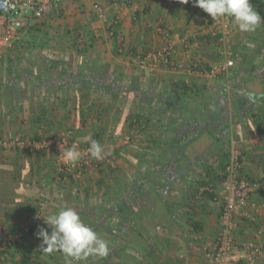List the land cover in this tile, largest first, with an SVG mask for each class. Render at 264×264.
<instances>
[{
	"label": "crops",
	"instance_id": "crops-1",
	"mask_svg": "<svg viewBox=\"0 0 264 264\" xmlns=\"http://www.w3.org/2000/svg\"><path fill=\"white\" fill-rule=\"evenodd\" d=\"M113 1L116 6L108 0H61L41 20H30L18 39L3 51L0 87L9 90L11 99L8 104L2 103L0 94V113L4 115L0 118L1 136L25 131L31 135L39 128V123H34L37 106L57 120L61 115L57 99L65 96L64 79L68 82L69 78L82 77L80 84L99 80L102 89H81L78 84L66 94L71 99L66 105L70 129H79V111L90 110L93 116L103 109L117 118L109 122L107 137L110 132L119 133L115 144L120 146L131 131L127 116L147 117L149 122H141L131 143L121 145L125 147L120 149L124 151L118 159V172L105 166L90 169L85 175L75 176L70 186L51 174V178H44L43 190L57 202L62 201L58 193L70 192L58 205L61 210L74 209L79 204L73 202V195L86 183H95L107 174L119 187L110 185L113 193L103 197L102 204L96 201L97 196L93 197L91 204L107 207L109 212L115 210L118 195L123 199L133 189L128 184L129 175L144 180L143 167H149L151 178L160 181L142 187L147 198L139 197L134 207L135 223L127 219L126 209L131 207L117 202L118 218L108 219L99 228L110 249L103 260L108 264H208L199 248L214 241L219 208L215 195L202 189L211 185L220 190L230 140L241 153V174L250 180L264 178V25L254 32H241L232 19L230 38L235 65L227 75L213 77L209 71L221 59L219 49L203 27L202 10L193 6L194 0L187 4L183 0ZM96 2L103 5L107 18L118 16L113 36L93 11ZM161 31L167 32L174 44L168 64L149 61L139 66V55L164 48ZM132 78L136 80L135 89L129 93L125 87ZM112 81L118 88H111ZM81 95L87 100L80 107ZM96 125V120L89 123L86 131L90 133ZM109 143L106 139L102 146ZM54 159L45 174L50 170L56 175L62 172ZM128 159L136 167L134 173ZM162 161L168 166L160 172L151 169L152 163ZM50 189L59 200L48 194ZM253 202L251 217L239 221L235 239L260 245L262 255L256 264H264V194L255 195ZM141 206L149 209L146 215ZM49 208L54 214L61 211ZM50 215H44V222ZM11 235L8 224L0 223V242ZM22 254L25 256L13 249L0 256V264H22ZM93 260L90 264L96 263ZM231 264L238 262L234 258Z\"/></svg>",
	"mask_w": 264,
	"mask_h": 264
},
{
	"label": "trees",
	"instance_id": "trees-1",
	"mask_svg": "<svg viewBox=\"0 0 264 264\" xmlns=\"http://www.w3.org/2000/svg\"><path fill=\"white\" fill-rule=\"evenodd\" d=\"M251 6L253 9L259 13V15L264 18V0H250ZM264 25V23H261ZM3 53L0 56V63L3 62L4 56ZM85 76H83L84 79ZM82 79V77H78L77 80H75V77L69 78L68 82L64 79L63 80V88H65V92L63 93L65 96L63 98L57 99L58 104V111L61 113V115L57 116V120H54L56 117L53 114H50L48 111L44 110H38V106L36 107L37 113L34 114L36 116L34 123H39V128H36V130L32 131L31 135H28L25 132H18L15 133L12 136H7L3 138L4 136H1L2 131L0 130V140L6 139V140H12L14 138L19 139L21 142H32V143H40V142H49V141H56L61 139H66L68 143H77L80 148H89L90 143L92 140L98 141L101 145H103L104 141L106 139L110 140L109 144H112L114 146H117V142L119 141L120 134L110 132L109 136L107 137V128L110 121L117 120L115 117H111L110 113L105 114L103 109L102 111L95 112V115L91 116V113L89 111H79L78 112V123H79V129L76 131H73L68 126V122L70 121V113L66 109V105L71 100L68 95V91L70 88L74 89V87L78 86V84L81 86L80 88H90L93 86L94 88L102 89V82L98 81H84V83L80 84L79 81ZM135 82L134 78H132V81L129 82V84L125 87V90L129 93H131L130 90L135 89ZM4 83H7V79ZM2 86V84H0ZM111 88H118L115 81H112L110 83ZM11 88H13L11 86ZM2 90L0 94L2 95V100L6 104L10 103V95L8 89L1 88ZM92 89V88H91ZM133 92V91H132ZM87 99H85L84 96H80L78 98V103L81 106L84 105V102ZM111 101H115V99L111 98ZM117 100V99H116ZM100 108V107H99ZM1 116H4L2 113H0ZM59 117V119H58ZM103 118L105 119V125H102ZM127 119V126L128 130H135L140 125L141 122H149V119L147 117H139L134 116V118L126 117ZM59 120V121H58ZM96 120V129L92 130L90 133L86 131L87 125L93 121ZM53 121V124H52ZM55 121L57 124H54ZM100 124V126L98 125ZM79 132V135L76 134V132ZM89 137V138H88ZM116 143V144H115ZM108 145V144H107ZM122 147H117L113 154L120 158V150ZM117 150H120L119 153ZM56 151L55 146H49L44 149H27V148H19V147H13L9 149H1L0 150V223L8 224V227L10 228L11 233H15L19 230L22 222L25 221L26 218H28L30 215H32L34 212L37 211V204L41 198L38 197L37 194H33L34 190H37L38 192H42L45 195L47 194L43 190V180L45 177L49 178L51 174H53V179H57L58 181H66L68 182V185H72L75 181V176L81 174H86L88 170L95 169L99 170L104 164L101 165L98 163L99 161H96L94 158H91V163L88 166H83L81 169H72L69 172H58L56 175L55 172L49 171L47 174H45V169L47 166L52 165L51 160H53L54 152ZM123 153V152H122ZM118 154V155H117ZM12 157V158H9ZM127 164L133 167L132 171L136 170V167H134V163L128 159ZM226 164V163H225ZM225 164L223 166V169L225 167ZM151 169L156 168L157 171L160 172V169H162L164 166L167 167L168 164L165 161L162 162H156L152 163ZM108 167V166H107ZM105 167L106 169H109ZM111 168V167H110ZM141 168V167H140ZM145 170L144 173V180L136 178L134 175L130 176L128 178V184L133 187L131 189L130 193H127L125 197L117 196V202L119 204L126 203V208L131 207V209H126L127 219L131 223H135V217L137 216V212L135 213L134 207L138 206L136 205L140 198H147V194L142 193V187L143 186H150V182L158 183L160 180L157 178H151L149 173V167H143ZM142 168V170H143ZM131 171V172H132ZM107 174H105L104 177L97 180L95 183H86L84 188L81 190V192H77L75 195H73V202L77 205V208H74L76 212L79 213L81 220L83 223L89 227H91L94 231L97 232L100 238H103V235L99 233V228L102 223H106L108 219L113 221V219H117L119 216V208L117 206V202L115 203L116 208L115 210L112 209L109 212H107V207L103 206H95V204H91V200L93 197L98 198L100 204L103 203V197H106L109 192H112V189L110 185H114L116 188L119 187L117 183H113L112 177H106ZM106 177V178H105ZM107 179V181H105ZM162 185L165 186L164 182ZM48 194L55 196L56 200H59L58 197L61 196L62 199L60 200H66V196H70V192H64L61 191L58 193L59 196L55 195V192L51 189L47 191ZM67 194V195H66ZM142 194V195H141ZM261 194H264V192H261ZM70 200V197L67 198ZM80 199L77 203V200ZM48 202V201H47ZM141 211L143 214H147L149 212V209L145 206H141ZM139 214V213H138ZM144 215V216H145ZM242 220V219H241ZM117 224V223H116ZM44 228H48V226L45 224L44 219L42 220V226ZM114 228H117V226H114ZM38 227L30 228L19 241H16L12 247L7 248L4 251H0V256L4 255L6 253H10L13 249L17 251L18 253H25V256L21 255V263L22 264H67L66 258L64 257L62 252H54V253H46L41 250L42 241L37 238ZM49 233L51 232V229L48 228ZM28 247V248H27ZM25 248L28 250L25 251ZM129 259L131 257H128ZM94 259V260H93ZM90 260H93V262H96L98 264H108L107 260H103V258L95 257L92 259H87L84 264H90ZM238 264H246L242 260H237ZM95 263V264H96ZM73 264H78V262L73 261Z\"/></svg>",
	"mask_w": 264,
	"mask_h": 264
},
{
	"label": "built area",
	"instance_id": "built-area-1",
	"mask_svg": "<svg viewBox=\"0 0 264 264\" xmlns=\"http://www.w3.org/2000/svg\"><path fill=\"white\" fill-rule=\"evenodd\" d=\"M60 1L61 0H0V56L4 50L11 47L18 39L20 32L28 27L30 20H41L47 12L56 8ZM108 2L111 6L117 5L113 0H108ZM92 9L95 11L98 18L104 21L109 35L113 36L116 27L119 25L118 16L107 18L103 5L98 2L92 5ZM200 15L203 27L209 30L210 35L214 39V43L218 46L221 58L219 62L211 67L209 74L213 77L218 75L225 76L229 69L235 65L230 38L232 18L222 17L213 21L203 10L200 11ZM161 34L166 42L164 48L156 53H149L143 56L139 55L136 58V62L139 66H144L149 61L152 63L168 64L174 53V44L170 40L167 32L161 31ZM184 43L186 44L185 41ZM134 133L135 131L131 130L130 134L123 138V145L131 142V137ZM73 144L79 147L77 143H68L65 138L40 143H32L29 141L25 143L14 138L12 140H0V150L13 147L31 150L32 148L44 149L49 146H55L58 152L57 156L59 158L61 171L69 172L75 168L81 169L83 166H88L91 163L88 148L80 151V160H78L76 164L69 165L64 161V149L66 147H71ZM115 148L116 146L110 144L105 151L107 155L100 161L110 162V159L115 157L111 156ZM241 167V153L235 142L230 140L220 190L216 191L217 189L211 185L202 189V191L215 195L214 202L219 208L218 230L215 239L212 243L203 244L199 248L208 264H231L234 258L242 260L246 264H256L262 255L260 245L252 241L239 243L235 239L239 221L251 217V209L255 206L253 202L255 195L264 192V178L250 180L241 174ZM45 199L44 196V198L39 200L37 211L25 219L17 232L0 242V251L12 247V245L16 241H19L30 228L42 226L43 211L47 203Z\"/></svg>",
	"mask_w": 264,
	"mask_h": 264
},
{
	"label": "clouds",
	"instance_id": "clouds-1",
	"mask_svg": "<svg viewBox=\"0 0 264 264\" xmlns=\"http://www.w3.org/2000/svg\"><path fill=\"white\" fill-rule=\"evenodd\" d=\"M191 0H183L187 4ZM194 7L203 10L211 19L218 20L230 17L241 32H254L261 23H264L259 13L251 6L250 0H194ZM90 156L97 161L107 155L103 146L92 140L88 148ZM81 153L73 144L66 147L63 159L67 163H76ZM45 224L51 229L38 227L36 236L42 241L41 250L46 253L62 252L67 264H84L89 257H107L109 254L108 242L99 237L96 231L85 225L78 212L72 208H65L57 214L47 217Z\"/></svg>",
	"mask_w": 264,
	"mask_h": 264
},
{
	"label": "rangeland",
	"instance_id": "rangeland-1",
	"mask_svg": "<svg viewBox=\"0 0 264 264\" xmlns=\"http://www.w3.org/2000/svg\"><path fill=\"white\" fill-rule=\"evenodd\" d=\"M123 141H124V140H123ZM130 143H131V142H130ZM130 143H128V144H130ZM119 144H120V146H116V148H117V147H122L121 145H123V143L121 144V142H119ZM128 144H126V145H128ZM126 145H125V146H126ZM108 146H109V145H108ZM108 146H107V147H108ZM107 147H103V148H104V151H106V148H107ZM78 148H79V151H81V150H85L84 148H80V147H78ZM116 148H115V149H116ZM57 155H58V152L55 151V152H54V156H55L54 164H55V165L57 164V165L60 167V164H59V158H58ZM111 156L114 157L115 155L111 153ZM118 159H119V158L115 156L113 159H110V162L99 161L98 163H99V164L101 163L102 165L104 164L105 167L108 166V168L111 169V170L115 173L116 171H117V172L119 171L118 169H120V168H119L120 163H119ZM79 160H80V159H79ZM76 163H77V162H76ZM76 163H74V164H76ZM68 164L70 165V164H72V163H68ZM101 164H100V165H101ZM110 167H111V168H110ZM116 174H117V173H116ZM52 175H53V174H52ZM49 178H51V176H50ZM37 192H38V191H35L34 193L37 194ZM41 194H42V193L39 194V192H38V197H39V198H44V196H45V198H46L45 201H46V200L48 201V202L46 203L45 208H44V211H43V219H44V217H45L44 215H45L46 213H50V214H53V215H54V211H53L51 208H49V206L52 207V208H53V207H56L58 210H61V205H58V204H59V203H60V204H61V203H64L63 201H58V202L55 201V200L52 201V199H50V198L48 197L47 194H46V195H45V194H42V195H41ZM96 200H98V198H97ZM53 209H54V208H53ZM22 223H23V222H22Z\"/></svg>",
	"mask_w": 264,
	"mask_h": 264
}]
</instances>
